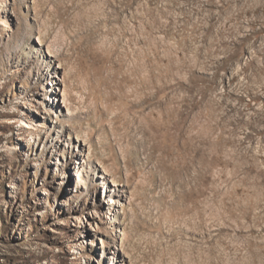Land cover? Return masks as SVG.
Wrapping results in <instances>:
<instances>
[{"label": "rangeland", "instance_id": "1", "mask_svg": "<svg viewBox=\"0 0 264 264\" xmlns=\"http://www.w3.org/2000/svg\"><path fill=\"white\" fill-rule=\"evenodd\" d=\"M0 264H264V0H0Z\"/></svg>", "mask_w": 264, "mask_h": 264}, {"label": "bare ground", "instance_id": "2", "mask_svg": "<svg viewBox=\"0 0 264 264\" xmlns=\"http://www.w3.org/2000/svg\"><path fill=\"white\" fill-rule=\"evenodd\" d=\"M73 48V47H72ZM173 100V99H172ZM108 102V101H107ZM101 119V118H100ZM100 122V121H99ZM104 126V125H103ZM104 128V127H103ZM114 132V131H113ZM128 133V132H127ZM129 139V138H128ZM130 140V139H129ZM106 145V144H105ZM111 148V147H110ZM112 150V149H110ZM113 151V150H112ZM114 155V154H113ZM115 156V155H114ZM129 166V165H128ZM130 179V178H129ZM130 181V180H129Z\"/></svg>", "mask_w": 264, "mask_h": 264}]
</instances>
